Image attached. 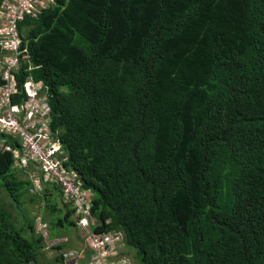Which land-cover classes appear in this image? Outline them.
<instances>
[{
    "label": "trees",
    "instance_id": "16d2710c",
    "mask_svg": "<svg viewBox=\"0 0 264 264\" xmlns=\"http://www.w3.org/2000/svg\"><path fill=\"white\" fill-rule=\"evenodd\" d=\"M17 31L31 64L18 89L46 88L94 234L120 236L139 264H264V0H54ZM13 164L0 150L8 207L40 198L49 234L76 227L61 191L31 194ZM19 212L0 206V264H42Z\"/></svg>",
    "mask_w": 264,
    "mask_h": 264
},
{
    "label": "built area",
    "instance_id": "2783aa9c",
    "mask_svg": "<svg viewBox=\"0 0 264 264\" xmlns=\"http://www.w3.org/2000/svg\"><path fill=\"white\" fill-rule=\"evenodd\" d=\"M52 4L54 0H4L0 7V130L21 140V148L12 150L5 147L16 159L14 167L25 170L30 165L40 170V174L34 170L29 172L31 189L37 192L54 186L61 191L63 202L72 203L77 213V228L85 236L83 250L91 254L89 264H118L121 258H114L120 255V249L114 257L117 252L114 251L117 243L114 238L120 239L118 246L124 245L122 239L112 233H93V194L84 189L75 172L64 166L67 154L57 132L52 130V112L46 88L30 77L22 82L21 91L17 86L19 73L24 68L27 72L31 66L27 48L20 45L18 22L29 15L36 17ZM15 94L25 97L24 101L13 103ZM4 144L0 143V147L4 148ZM79 256L77 251L66 253L63 264L79 260Z\"/></svg>",
    "mask_w": 264,
    "mask_h": 264
},
{
    "label": "rangeland",
    "instance_id": "374dc122",
    "mask_svg": "<svg viewBox=\"0 0 264 264\" xmlns=\"http://www.w3.org/2000/svg\"><path fill=\"white\" fill-rule=\"evenodd\" d=\"M2 7V6H0ZM22 178H24L22 176ZM0 182H2V178H0ZM25 203L21 206V209H11L8 207L9 204V200L7 195L5 194L3 188H0V206H4L6 207V210L12 214L14 219H20V212L19 210H21L24 216H31V217H35L36 218H43L46 214L44 211V204L45 202L43 200H41L40 198L35 200L34 202H28L27 198H24ZM61 208H63V206L61 205ZM63 210H65V208H63ZM49 220V219H48ZM72 221L76 222V218L75 216L72 218ZM45 226L48 227V223H45L43 225H41L40 229L36 231H40L41 234L43 235V238L45 240V248L42 251V256H41V261L43 262L42 264H48V263H52L54 257L59 254V250H55L54 249V245L58 244L60 242H65V246H63V250H65L66 252H73V249H84V245L85 242L81 241V238H79V234L80 231L74 227V226H67L64 227L63 229L59 228H52L51 229V233H50V240H47V229L45 228ZM49 230V228H48ZM52 233L55 234V236L58 237H63L57 240H51L52 238H54L55 236L52 237ZM27 237V236H26ZM116 239L117 243H116V248H114V251L117 250V252L114 253V257L118 254V250L120 249V253H122V257L120 260L117 261L118 264H139L140 263V258L137 256L136 251L133 249L131 251H129L125 245H121L118 246L121 241L119 238H114ZM127 252V253H126ZM134 254H136L134 256ZM114 261V260H113ZM79 260L78 259H74L69 261H66L65 264H78Z\"/></svg>",
    "mask_w": 264,
    "mask_h": 264
},
{
    "label": "crops",
    "instance_id": "0c3cea01",
    "mask_svg": "<svg viewBox=\"0 0 264 264\" xmlns=\"http://www.w3.org/2000/svg\"><path fill=\"white\" fill-rule=\"evenodd\" d=\"M4 2V1H3ZM3 2L2 4H0V6L3 5ZM30 76H28L27 78H29ZM31 78V77H30ZM32 79V78H31ZM36 83H41L42 82H36ZM47 91V90H46ZM53 130V129H52ZM54 131V130H53ZM0 143H5L4 145V148L0 147V150H5L6 151V148L5 147H10L12 148V150H16V148H21L22 144H21V140L19 138H14V137H11L9 134H7L6 132H3L2 130H0ZM12 155V154H11ZM12 158L14 160V164H13V167L16 163V159L14 158V156L12 155ZM15 170L19 171L20 174H21V177L23 176L24 178L28 179L29 180V172L33 171L36 173V174H40V170L34 168L33 166L28 167V169H25V170H18L17 168L14 167ZM32 188V187H31ZM45 189H42L40 191H33L32 189H30V193L31 194H39L41 195L42 192L44 191ZM76 212V211H75ZM76 228H77V213H76ZM35 229H39L40 225H43L45 224V222L43 223V220L41 218H36L35 219ZM45 228L47 229V240H50V234H49V230H48V227L45 226ZM78 229V228H77ZM79 230V229H78ZM80 231V234H79V238H81V241L84 242L85 241V236H84V233ZM41 233V232H39ZM60 238H63V237H58V236H55L54 238H52L51 240H57V239H60ZM49 264V263H48ZM81 264V263H80Z\"/></svg>",
    "mask_w": 264,
    "mask_h": 264
},
{
    "label": "clouds",
    "instance_id": "9594fccd",
    "mask_svg": "<svg viewBox=\"0 0 264 264\" xmlns=\"http://www.w3.org/2000/svg\"><path fill=\"white\" fill-rule=\"evenodd\" d=\"M62 201H63V198H62ZM46 241H48V240H46ZM62 243H65V242H60V243H58V244H62ZM74 251H75V249H73ZM66 253H69V252H66L65 250H62L59 254H61V255H64V254H66ZM64 263V262H63ZM63 263H61V264H63Z\"/></svg>",
    "mask_w": 264,
    "mask_h": 264
}]
</instances>
